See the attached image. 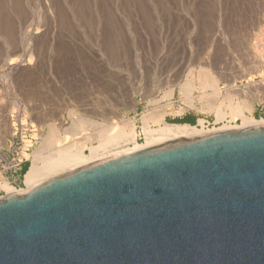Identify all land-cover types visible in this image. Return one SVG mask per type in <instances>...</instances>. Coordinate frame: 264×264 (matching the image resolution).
<instances>
[{
    "label": "rangeland",
    "instance_id": "obj_1",
    "mask_svg": "<svg viewBox=\"0 0 264 264\" xmlns=\"http://www.w3.org/2000/svg\"><path fill=\"white\" fill-rule=\"evenodd\" d=\"M241 114L264 118V0H0V197L3 181L27 187L16 172L55 133L42 156L112 137L102 159L179 139L159 118Z\"/></svg>",
    "mask_w": 264,
    "mask_h": 264
},
{
    "label": "water",
    "instance_id": "obj_2",
    "mask_svg": "<svg viewBox=\"0 0 264 264\" xmlns=\"http://www.w3.org/2000/svg\"><path fill=\"white\" fill-rule=\"evenodd\" d=\"M0 264H264V125L138 148L6 193Z\"/></svg>",
    "mask_w": 264,
    "mask_h": 264
},
{
    "label": "bare ground",
    "instance_id": "obj_3",
    "mask_svg": "<svg viewBox=\"0 0 264 264\" xmlns=\"http://www.w3.org/2000/svg\"><path fill=\"white\" fill-rule=\"evenodd\" d=\"M205 82H207L208 84V81L206 80H203ZM188 85H186V88H187ZM208 86V85H207ZM210 86V85H209ZM211 87V86H210ZM193 88V87H192ZM215 88L217 90V93L219 94L220 93V89L218 88V85H215ZM189 89V88H187ZM228 90V88H227ZM184 94H187V90H186V93L184 92ZM218 96V95H217ZM203 97H200L199 98V101L200 103L203 102ZM216 99V97L214 98ZM198 100V99H197ZM210 100V99H209ZM212 100V99H211ZM208 101V100H207ZM186 102H188L189 105H191L193 107V99H189L188 101L186 100ZM185 102V103H186ZM243 102V101H242ZM211 103H213L211 101ZM245 103V102H244ZM213 105V104H212ZM248 104L246 103V106ZM219 107V106H218ZM249 107V106H248ZM250 108V107H249ZM242 110L238 109V108H234L233 110H230V113L231 115L232 114H235L236 113H241ZM249 112V111H247ZM161 115L158 114L159 117L162 118L163 116V113H160ZM248 114V113H247ZM230 115V117H231ZM234 115V116H235ZM121 116V115H120ZM216 116L217 118H222L224 117V114L221 113L219 110L216 111ZM122 117V116H121ZM241 117V120H242V124H243V127H254V126H261V125H264V118H260V120H257L255 119L254 117H252L251 115H244V114H241L240 115ZM159 118V122H161L162 124V127L156 131L159 133V135H161V137L163 136H172V137H177V138H186L187 136H197V135H201L203 133H207V132H212V131H217V130H224V129H231L233 126H230V125H224L223 127H219V128H211V129H200L198 128V126H195V125H190V124H187V123H184V124H169L167 122H165L163 119ZM125 120V118H124ZM123 120V121H124ZM128 120V119H127ZM122 122V121H121ZM202 120L201 119H198V123L201 124ZM132 123V122H131ZM202 126V125H201ZM79 127V126H78ZM126 127V126H125ZM148 127V126H147ZM131 130L133 129L131 126H130ZM146 128V127H145ZM143 129V128H142ZM155 131V130H154ZM133 132V130H132ZM148 135H151V131L150 130H146L145 131ZM153 132V130H152ZM68 133V132H67ZM53 134V133H52ZM65 134V133H64ZM71 135H75L76 133H69ZM155 134V132H154ZM55 135V136H53ZM51 135L52 138H46V142H45V147L47 144H50L48 143L49 141H51L52 143L54 142H57V140L60 138V136H58L56 133ZM57 135V136H56ZM106 135V134H105ZM110 135V134H109ZM147 135V136H148ZM156 135V134H155ZM67 136V134L63 137V139ZM134 136V135H133ZM145 136V134H144ZM147 136H145L147 138ZM152 137H154L150 142H154L156 141L157 139L159 138H155V136H153V134L151 135ZM158 135H156L157 137ZM48 137V136H47ZM54 137V138H53ZM56 137V139H55ZM115 137V136H114ZM151 137V138H152ZM160 137V138H161ZM62 138V137H61ZM130 138H134V137H130ZM188 138V137H187ZM131 139V141H133ZM123 140V139H122ZM130 140V139H129ZM161 140V139H160ZM125 141V140H124ZM158 141V140H157ZM114 142V143H113ZM147 142V141H146ZM149 143V142H148ZM80 144V143H79ZM114 144V145H113ZM116 144L118 145V143H116L112 137L110 139H107L103 142H100L98 144V146L96 147H89V155H85L84 152H83V147L84 145H81L78 147V149H76L75 152H65V153H60L58 152L59 154H51V155H48V156H42V148H45L44 145H41L39 146V148H37L35 151H33L34 153L32 154L33 155V159L31 160V164L28 168V170L26 171V173L24 174V184L27 186L26 188L32 186L34 183L36 182H39L40 180L50 176L51 174H54L56 172H59V170H63L65 168H68V167H74V166H80V165H83V164H88V163H92V162H95V161H98L100 159H98V156H97V153H99V150H105L106 148H108L109 146L111 147L112 145L113 146H116ZM150 145H153V143H149ZM148 144V145H149ZM156 144V143H155ZM72 145H75L72 144ZM149 145V146H150ZM146 146V145H145ZM109 147V148H110ZM108 148V149H109ZM125 148V147H124ZM139 148V147H138ZM143 148V147H142ZM112 149V147H111ZM136 148H134L133 150H135ZM45 150V149H44ZM116 150V149H115ZM120 150V149H119ZM118 150V151H119ZM123 150V149H122ZM101 151V152H102ZM129 151H132V150H128V151H125V152H129ZM111 152V151H110ZM121 152V151H120ZM124 152V153H125ZM123 152H121L120 154H122ZM102 154V153H100ZM108 154V152H107ZM106 155H103L104 157L107 156ZM110 154V153H109ZM108 154V155H109ZM112 154V153H111ZM114 154V153H113ZM97 156V157H96ZM110 156V155H109ZM112 156V155H111ZM115 156V155H114ZM99 157H101L99 155ZM96 158V159H95ZM103 159V157H102ZM1 186L4 187L7 191V193H13V192H18L17 190H15L13 187L11 186H8L6 183H1ZM24 190V189H23ZM22 190V191H23Z\"/></svg>",
    "mask_w": 264,
    "mask_h": 264
},
{
    "label": "trees",
    "instance_id": "obj_4",
    "mask_svg": "<svg viewBox=\"0 0 264 264\" xmlns=\"http://www.w3.org/2000/svg\"><path fill=\"white\" fill-rule=\"evenodd\" d=\"M176 121L177 122H180V123H188L190 125H194L195 124L194 119L189 118V117L183 118L181 120H176ZM28 167H29L28 162H26L25 164H23V167H22V170H21V174H25V172L28 170Z\"/></svg>",
    "mask_w": 264,
    "mask_h": 264
},
{
    "label": "built area",
    "instance_id": "obj_5",
    "mask_svg": "<svg viewBox=\"0 0 264 264\" xmlns=\"http://www.w3.org/2000/svg\"><path fill=\"white\" fill-rule=\"evenodd\" d=\"M21 170H22V168L18 171V172H16V170H15V172L17 173V175L18 176H22V175H24V174H21ZM4 182V181H3ZM5 183V182H4ZM7 184V183H6ZM9 186V185H8ZM15 190H17V191H22L24 188H22V186L21 187H19V185L18 184H14V186H12ZM16 187H19L18 189H16ZM7 193V192H6Z\"/></svg>",
    "mask_w": 264,
    "mask_h": 264
}]
</instances>
